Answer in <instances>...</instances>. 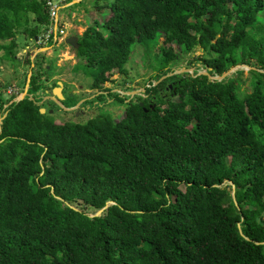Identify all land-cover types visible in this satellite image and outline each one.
<instances>
[{"label": "trees", "instance_id": "trees-1", "mask_svg": "<svg viewBox=\"0 0 264 264\" xmlns=\"http://www.w3.org/2000/svg\"><path fill=\"white\" fill-rule=\"evenodd\" d=\"M47 1L0 0V60L16 59L28 13L25 33L48 28ZM100 10L72 48L75 69L124 102L104 87L107 73L125 74L142 45L148 96L118 121L55 120L36 97L2 109L0 264H264V0H103ZM158 34L184 52L199 45L194 61L210 75L246 65L248 77L154 84L180 59L164 44L149 56ZM40 85L30 79L29 91Z\"/></svg>", "mask_w": 264, "mask_h": 264}, {"label": "rangeland", "instance_id": "rangeland-1", "mask_svg": "<svg viewBox=\"0 0 264 264\" xmlns=\"http://www.w3.org/2000/svg\"><path fill=\"white\" fill-rule=\"evenodd\" d=\"M102 3L103 0H77L67 3L62 0H50L49 5H47L50 11L53 10L55 14L53 19L50 15L51 23L48 30L53 28L54 31H57L56 39L54 40L53 37L52 43L50 38L46 36L47 29L44 26L40 27L39 32L34 37L24 32V28H30L36 24L32 13L27 15V23H24V19L21 20L22 24L18 26L14 37L18 47L16 59L5 60L1 58L0 60V98L4 103L0 112L12 101L24 97L25 89L28 95L34 97L35 92L29 91L30 86L26 87L30 84V79L36 84H41L39 91H42L43 87L47 89L46 94H43L45 98L52 95L51 87H46L47 82H52L54 87L60 81L64 84V92L73 95L67 97L64 93L66 99L61 101L68 106L76 105L72 107L71 111L65 110L63 108L65 106H60L55 102L39 100L42 101V104L38 103V105H42L46 110L44 113L60 121L85 122L99 112H106L115 121H118L123 117L126 103L129 100L140 101V98L148 96L143 88L149 87L148 82L152 79L151 76L154 72L148 66L149 57L142 45L135 44L132 46L130 58L125 64V74L119 73L115 69L107 73L108 80L104 83V87L111 89V92L119 93V96L125 98L124 102L112 98L108 91L91 89L92 70L86 69L81 64L75 69L79 60L73 55L72 47L66 44L64 40L68 36H77L78 38L92 24L94 19L103 20L100 10ZM107 16L108 13L105 17ZM163 39L162 34L157 35L155 47L148 53L149 56L156 53L158 47L164 44ZM8 41L0 40V44H5ZM164 45L165 47L171 46L180 56L176 64H173L171 71L167 74L168 76L180 73H199L206 70L199 65L197 60L194 61L195 57L203 54V49L199 45L194 46L190 52L181 51L175 42ZM3 52V49H0V56ZM242 69L245 72L243 76L247 78L249 69L244 67ZM234 72L224 78L232 76ZM248 86V80H246L242 88ZM161 93L165 95V92L162 91ZM170 98L176 99L174 96H170ZM7 99L8 102L5 101ZM49 109H53V113H50ZM226 183L230 184V182ZM94 214L93 211L90 213V215Z\"/></svg>", "mask_w": 264, "mask_h": 264}, {"label": "water", "instance_id": "water-1", "mask_svg": "<svg viewBox=\"0 0 264 264\" xmlns=\"http://www.w3.org/2000/svg\"><path fill=\"white\" fill-rule=\"evenodd\" d=\"M75 1H77V0H73L72 2H75ZM64 41H65L66 44H69L72 48L77 49V47H78V38H77V36H68L67 38H65ZM243 67H244V68H247V69H250V67H248V66H246V65H236V66H234V67H231L229 70H227L226 72H224V73L221 74V75H210V74L208 73L207 70H205L204 72H199L198 74H204V75H206L210 80H222V79H224V77L227 76L228 74H230V73H232V72H234V71H236V70H238V69H242ZM184 70H185V71H188L187 69H184ZM191 72H192V71H191ZM166 76H168V75H164V76L160 77L157 81H154V84H156L158 81H160L161 79L165 78ZM50 86H51V84H50ZM26 87H28V85H26ZM61 90H62V82L58 81V82H57V85L54 86V87L52 88V95L49 96V97H47V99H50V100H52L53 102L59 104L60 106H63V105L60 103V100H63V99H64V96H63ZM143 90H144V88H143ZM39 94H40L39 91H36V92H35V95H39ZM27 95H28V93L26 92V89H25V96H24V97H26ZM24 97L19 98L18 100H21V99H23ZM28 97H29V99L34 100V97H33V96L28 95ZM45 99H46V98H45ZM35 102H36V101H35ZM36 103L38 104V103H41V102H36ZM63 108H64L65 110H70V109H71V108H67V107H63ZM39 111H40V113H44L46 110H45L43 107H41V108L39 109ZM49 112L51 113L52 110L50 109ZM5 115H6V114H4L2 117H0V130H1V122H2V119L4 118ZM110 203H111V202L107 203L102 209L98 210L97 213L94 214V215H99V214L102 212V210H103L104 208H106V207L108 206V204H110Z\"/></svg>", "mask_w": 264, "mask_h": 264}, {"label": "flooded vegetation", "instance_id": "flooded-vegetation-1", "mask_svg": "<svg viewBox=\"0 0 264 264\" xmlns=\"http://www.w3.org/2000/svg\"><path fill=\"white\" fill-rule=\"evenodd\" d=\"M47 79V78H46ZM46 79H44L45 80V82H47L46 81ZM50 84H51V86H50ZM47 86L46 87H51V94H52V88H53V83L52 82H47V84H46ZM29 86V85H28ZM43 90L42 91H39L40 92V94L39 95H35L34 96V98L36 97H38L40 100L42 99L43 101H46V102H50V101H52V100H50V99H45V97H43V94H46V91H47V89H45V87H43L42 88ZM65 91V89H64V84L62 83V90H61V92H62V94H63V96H64V99H66V95H67V97L70 95V97L71 96H73L72 94H68V93H65L64 92ZM42 93V94H41ZM66 95H65V94ZM51 96V95H50ZM63 99V100H64ZM62 100H60V103L63 105V106H65V107H67V108H71L70 110H67V111H71L72 110V107H74V106H76V105H73L72 104V106H68V105H65V104H63L62 102H61ZM37 102H41V104H42V101H37ZM53 102V101H52ZM75 104V103H74ZM50 110V109H49ZM52 110V112L51 113H53V109H51Z\"/></svg>", "mask_w": 264, "mask_h": 264}, {"label": "built area", "instance_id": "built-area-1", "mask_svg": "<svg viewBox=\"0 0 264 264\" xmlns=\"http://www.w3.org/2000/svg\"><path fill=\"white\" fill-rule=\"evenodd\" d=\"M50 1H47V4L49 3ZM49 5V4H48ZM55 13H54V11L53 10H51L50 11V15H51V18L53 19V15H54ZM47 32H46V36L47 37H49V38H51L52 37V39H53V37H54V40L56 39V34H57V31L55 30H53V28H50L49 30H48V28H47V30H46Z\"/></svg>", "mask_w": 264, "mask_h": 264}]
</instances>
